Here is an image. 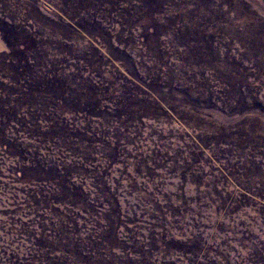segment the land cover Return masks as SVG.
<instances>
[{
  "label": "rangeland",
  "instance_id": "1",
  "mask_svg": "<svg viewBox=\"0 0 264 264\" xmlns=\"http://www.w3.org/2000/svg\"><path fill=\"white\" fill-rule=\"evenodd\" d=\"M0 264H264V0H0Z\"/></svg>",
  "mask_w": 264,
  "mask_h": 264
}]
</instances>
